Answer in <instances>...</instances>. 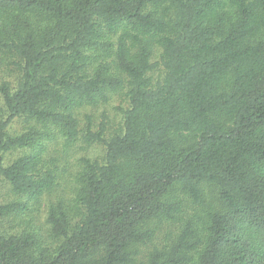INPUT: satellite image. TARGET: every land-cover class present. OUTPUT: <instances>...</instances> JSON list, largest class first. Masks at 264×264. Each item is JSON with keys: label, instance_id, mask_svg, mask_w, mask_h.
<instances>
[{"label": "trees", "instance_id": "1", "mask_svg": "<svg viewBox=\"0 0 264 264\" xmlns=\"http://www.w3.org/2000/svg\"><path fill=\"white\" fill-rule=\"evenodd\" d=\"M0 97V264H264V0H0Z\"/></svg>", "mask_w": 264, "mask_h": 264}, {"label": "rangeland", "instance_id": "2", "mask_svg": "<svg viewBox=\"0 0 264 264\" xmlns=\"http://www.w3.org/2000/svg\"><path fill=\"white\" fill-rule=\"evenodd\" d=\"M159 71H160L159 69L154 71L155 77L158 75ZM125 102L126 101L119 94L113 95L112 98L103 105H100L98 107L82 108L78 113V117L81 120V123H85L86 115H89L91 116L93 124L97 126L99 125V122L101 121V115L105 113L106 116H108V120L110 123L109 128L114 129L116 127H119L121 124L122 109L125 107ZM2 103L3 102L0 97V107H2ZM13 129H16V130L19 129V124L14 125ZM53 145L54 146L52 148L55 150L51 151V153L52 155H58L59 166L62 168V171L63 169L65 170V173L63 174L64 175V181L62 183L63 187L67 185L65 183V178H67L69 174L72 173L76 169L78 159L81 156H88L91 158H97V157L100 158L104 154L103 147L98 144H92V145L86 146L82 144L81 142H77L76 144H74L73 146L69 148H64L63 143L61 142H54ZM16 154H17L16 152H13L9 154L8 156H6L7 161L14 158ZM61 190L62 189L58 191V194L61 193ZM56 193H53L51 196L50 195L44 196L41 199V203L37 206V208L34 211L24 215V219H29L33 225L44 229L47 204L49 200H53L54 195ZM12 199H14V196L10 194L8 187L0 183V202L9 201Z\"/></svg>", "mask_w": 264, "mask_h": 264}]
</instances>
